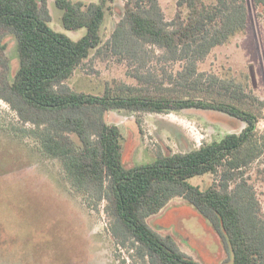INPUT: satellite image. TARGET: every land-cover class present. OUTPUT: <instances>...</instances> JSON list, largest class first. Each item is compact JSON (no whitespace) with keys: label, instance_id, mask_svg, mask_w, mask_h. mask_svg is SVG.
I'll list each match as a JSON object with an SVG mask.
<instances>
[{"label":"trees","instance_id":"1","mask_svg":"<svg viewBox=\"0 0 264 264\" xmlns=\"http://www.w3.org/2000/svg\"><path fill=\"white\" fill-rule=\"evenodd\" d=\"M47 1L0 0V31L15 40L18 60L12 71L0 43V101L15 115L10 130L60 164L86 207L104 213L114 244L131 251L135 264H200L147 222L175 198L192 206L231 252L225 264H264V212L250 175L258 163L254 172L264 173V130L257 127L264 100L247 83L200 69L215 48L247 30L251 10L264 12V0H176L170 21L160 0H124L107 40L102 29L117 0H56L64 29L86 30L77 41L50 28ZM95 59L122 66L130 82L105 81L100 95L69 87L74 72ZM188 109L223 114L244 127L125 167L122 134L107 122L109 112L139 117ZM206 174L212 181L204 190L189 183ZM4 228L0 222L6 264L19 240ZM16 260L22 264L21 255Z\"/></svg>","mask_w":264,"mask_h":264},{"label":"rangeland","instance_id":"2","mask_svg":"<svg viewBox=\"0 0 264 264\" xmlns=\"http://www.w3.org/2000/svg\"><path fill=\"white\" fill-rule=\"evenodd\" d=\"M55 1H47L50 28L74 41L82 38L85 29H64L62 11ZM123 1L117 0L106 15L102 29L104 40L110 37L121 17ZM160 2L170 21L176 13V0ZM257 11L261 15L251 10L247 30L215 48L200 69L247 83L264 100V12ZM0 43L7 45L3 56L15 71L18 66L15 40L0 31ZM3 71L0 60V73ZM114 78L130 82L122 66L95 59L75 71L67 85L76 91L100 95L104 82ZM106 119L121 131L125 167L152 163L158 153L184 152L218 141L244 127L223 114L196 109L159 115L144 113L139 117L127 111H112ZM14 123V113L0 101V222L7 235L19 240L11 247L10 254H6L9 255L6 264H19L16 258L20 255L22 264H135L131 251L118 249L114 244L107 232L109 221L104 213L89 210L83 194L68 184L60 164L44 156L28 139L13 133L9 125ZM258 129L264 130V119ZM259 165L251 169L250 175L264 212V173L257 176L254 172ZM211 181L212 176L208 174L189 179L191 185L201 190ZM147 222L159 234L172 236L180 249L200 264H225L232 259L231 252L223 249L215 232L182 198L172 199ZM0 264H5L2 259Z\"/></svg>","mask_w":264,"mask_h":264},{"label":"built area","instance_id":"3","mask_svg":"<svg viewBox=\"0 0 264 264\" xmlns=\"http://www.w3.org/2000/svg\"><path fill=\"white\" fill-rule=\"evenodd\" d=\"M258 125H259V123H258ZM258 125H257V127H258Z\"/></svg>","mask_w":264,"mask_h":264}]
</instances>
